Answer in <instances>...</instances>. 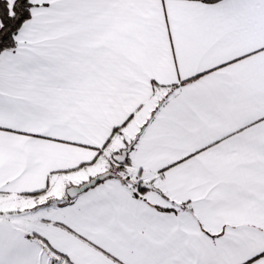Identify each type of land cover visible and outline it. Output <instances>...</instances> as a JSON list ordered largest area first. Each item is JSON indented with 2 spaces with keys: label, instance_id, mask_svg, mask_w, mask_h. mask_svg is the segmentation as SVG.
<instances>
[{
  "label": "snow or ice",
  "instance_id": "obj_1",
  "mask_svg": "<svg viewBox=\"0 0 264 264\" xmlns=\"http://www.w3.org/2000/svg\"><path fill=\"white\" fill-rule=\"evenodd\" d=\"M0 264H264V0H0Z\"/></svg>",
  "mask_w": 264,
  "mask_h": 264
}]
</instances>
